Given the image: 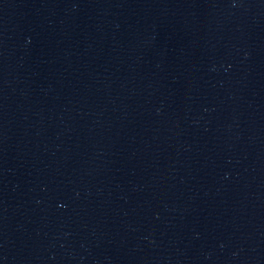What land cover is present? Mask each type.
I'll use <instances>...</instances> for the list:
<instances>
[{"label": "water", "instance_id": "water-1", "mask_svg": "<svg viewBox=\"0 0 264 264\" xmlns=\"http://www.w3.org/2000/svg\"><path fill=\"white\" fill-rule=\"evenodd\" d=\"M0 264H264V0H0Z\"/></svg>", "mask_w": 264, "mask_h": 264}]
</instances>
